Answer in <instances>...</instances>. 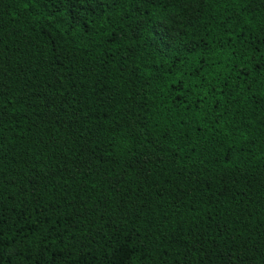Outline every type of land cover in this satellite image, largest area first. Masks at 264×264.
I'll use <instances>...</instances> for the list:
<instances>
[{"label": "trees", "instance_id": "16d2710c", "mask_svg": "<svg viewBox=\"0 0 264 264\" xmlns=\"http://www.w3.org/2000/svg\"><path fill=\"white\" fill-rule=\"evenodd\" d=\"M0 264H264V0H0Z\"/></svg>", "mask_w": 264, "mask_h": 264}]
</instances>
